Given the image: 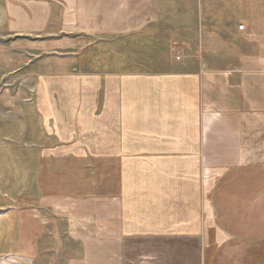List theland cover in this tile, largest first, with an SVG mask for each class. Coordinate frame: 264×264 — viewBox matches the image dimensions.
I'll use <instances>...</instances> for the list:
<instances>
[{
	"label": "crops",
	"instance_id": "obj_1",
	"mask_svg": "<svg viewBox=\"0 0 264 264\" xmlns=\"http://www.w3.org/2000/svg\"><path fill=\"white\" fill-rule=\"evenodd\" d=\"M197 6L196 0H65L67 30L77 32V45L85 37L90 43L79 44L74 63L60 68L61 86L75 92L56 99L58 127L39 149L89 160L97 184L104 169H118L122 184L131 167L188 169L182 183H202V193H191L184 226L171 225L188 234L171 243L179 256L171 252L170 264H264V56L250 45L264 39L251 27L263 20L227 32L220 19L196 18ZM165 195L173 199L172 191ZM128 196L67 197L65 209L55 205L64 198L50 200L56 215L79 203L89 208L81 224L96 234L90 246L105 243L107 262L115 264L113 249L130 233Z\"/></svg>",
	"mask_w": 264,
	"mask_h": 264
},
{
	"label": "rangeland",
	"instance_id": "obj_2",
	"mask_svg": "<svg viewBox=\"0 0 264 264\" xmlns=\"http://www.w3.org/2000/svg\"><path fill=\"white\" fill-rule=\"evenodd\" d=\"M196 3V18L220 19L224 31L262 19L260 27H251L264 33V0ZM68 10L65 0H0V264H108L107 245L91 248L96 234L89 225L81 224L86 215L89 218V208L79 203L70 214L62 211L56 215L50 199L64 198L55 205L65 209L67 197L81 202L96 194L106 197L122 191L129 194L126 226L130 233L125 235L124 244L120 242L113 249L117 256L112 262L170 264L171 252L179 256L171 243L178 246L176 241L185 240L188 234L185 230L171 231V225L184 226L188 219L185 208L192 205L191 193H202V183H182L190 179L188 169L131 167L124 169L128 182L123 184L118 169H104L105 176L100 175L97 184L91 182L89 160L66 159L71 153L39 149L51 143V129L58 127L56 99L75 92L61 86L65 82L61 81L60 68L74 63L79 44L83 49L90 43L85 37L77 45V32L66 28L64 14ZM258 42L257 48L250 44L251 52L255 54L257 49L264 56V39ZM173 56L178 61L182 54ZM38 178L42 182L34 181ZM213 180L211 173V184L204 190L205 204ZM165 191H172L173 199ZM158 193L163 199H155ZM156 206L163 210L156 212ZM158 243L167 248H157ZM179 247L180 252L186 249L185 244Z\"/></svg>",
	"mask_w": 264,
	"mask_h": 264
},
{
	"label": "built area",
	"instance_id": "obj_3",
	"mask_svg": "<svg viewBox=\"0 0 264 264\" xmlns=\"http://www.w3.org/2000/svg\"><path fill=\"white\" fill-rule=\"evenodd\" d=\"M240 28H241V30H244L245 26H240ZM177 59H179V58H177Z\"/></svg>",
	"mask_w": 264,
	"mask_h": 264
},
{
	"label": "bare ground",
	"instance_id": "obj_4",
	"mask_svg": "<svg viewBox=\"0 0 264 264\" xmlns=\"http://www.w3.org/2000/svg\"><path fill=\"white\" fill-rule=\"evenodd\" d=\"M240 30H241V28H240Z\"/></svg>",
	"mask_w": 264,
	"mask_h": 264
}]
</instances>
